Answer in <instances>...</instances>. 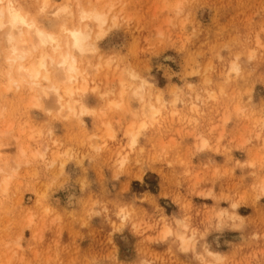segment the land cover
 <instances>
[{
  "label": "rangeland",
  "instance_id": "rangeland-1",
  "mask_svg": "<svg viewBox=\"0 0 264 264\" xmlns=\"http://www.w3.org/2000/svg\"><path fill=\"white\" fill-rule=\"evenodd\" d=\"M18 1L44 28L63 24ZM117 1L98 44L110 67L81 95L93 112L28 107L27 91L0 81V179L12 176L0 190V264H207V249L224 264H264V0H183L179 13L176 0ZM122 70L155 81L164 101L132 144L126 128L142 108L119 97ZM173 215L194 249L160 237Z\"/></svg>",
  "mask_w": 264,
  "mask_h": 264
},
{
  "label": "bare ground",
  "instance_id": "bare-ground-1",
  "mask_svg": "<svg viewBox=\"0 0 264 264\" xmlns=\"http://www.w3.org/2000/svg\"><path fill=\"white\" fill-rule=\"evenodd\" d=\"M101 1L103 0H32L35 12L51 13L63 18L60 21L63 24L54 31L44 28L21 7L18 0H0V81L9 85L8 87L4 85L5 88L10 89V86H13L23 95L27 91L28 107H40L43 99L46 100V108L55 107L58 112L63 111L66 117L71 114L80 115L93 112L81 99V95L87 91L88 76H95L103 69L107 70L110 67L111 60L109 57L102 56L103 54L98 50V44L117 25L121 16L117 0H106L103 1L104 3H100ZM182 1H175L176 13H179ZM97 15L104 18V22H98L95 18ZM156 33L161 35L160 28L156 29ZM73 34L80 37V47L76 46L77 41ZM163 60H174V57L165 55ZM73 62L78 72L69 74L67 68ZM21 69H27V71ZM230 69H234L232 64ZM34 73H39L38 78L34 76ZM108 73L106 72L105 75L107 76ZM113 83L117 85L120 98L127 94L141 103L142 110L136 122H132L126 128V133L131 137L132 144V138L137 132L161 112L164 101L156 91L155 81L141 77L132 70L120 71L117 76H114ZM146 86L155 92V97L147 91ZM194 97L198 99L197 94ZM111 104L119 108L123 107L121 101H112ZM104 136L110 138L111 130L107 128ZM54 142L55 140H52V143ZM200 144L203 147L206 140L201 139ZM25 148L18 146L20 156L26 155ZM91 148L95 150L94 146ZM68 152V149H65L59 155L65 154L66 156ZM26 153H28V149ZM31 155L32 158L36 156L41 158L44 156V152L37 150ZM123 160L124 158H121L119 162L122 163ZM59 165L62 168L63 163H59ZM1 169L2 167H0V173ZM60 171L62 172V169ZM6 174L2 175L0 179L2 192L7 191L9 184V182H4L8 177ZM209 194L207 193V195ZM70 198L71 195L68 196V199ZM235 206L234 203L231 204L233 209ZM225 213L226 211L220 210L217 216L221 217ZM162 219L164 218L162 217ZM177 221L186 225V228L178 227ZM166 226L172 229L173 235L170 236L177 239L180 249L183 250V245L179 237L182 236L185 240L192 241L193 234L191 231L188 233L189 223L184 218L174 216L173 225L164 224L160 236L162 239L165 238L163 233ZM14 243L16 247H19L18 243ZM192 247L195 248L191 242ZM206 252L223 259V254L219 251L207 249ZM10 257L11 255L8 256L5 264H10ZM209 257L207 264L212 259L211 256ZM144 264H150V262L146 261Z\"/></svg>",
  "mask_w": 264,
  "mask_h": 264
},
{
  "label": "clouds",
  "instance_id": "clouds-1",
  "mask_svg": "<svg viewBox=\"0 0 264 264\" xmlns=\"http://www.w3.org/2000/svg\"><path fill=\"white\" fill-rule=\"evenodd\" d=\"M95 18L97 19L98 22H104V18H102L99 15H97ZM21 23H22V21H21ZM73 36H74V39L77 41L76 46L80 47V43H79L80 37L77 34H73ZM81 50H83V49H81ZM21 70L22 71H27V69H21ZM67 71L69 72V74H74V73L78 72V69L76 68L74 62L72 64L68 65ZM34 76L36 78H38L39 73H34ZM10 179H11V177H7L4 182L7 183ZM177 226L186 228V225L182 224L180 221H177ZM163 235H164V237L173 235L172 229L168 228L166 226ZM179 238L181 239V242H182V245H183V250L187 251L191 247V241L185 240L184 237H182V236L179 237ZM208 255L212 257V259L208 262V264H224V261H223L222 257L213 255L212 253H209Z\"/></svg>",
  "mask_w": 264,
  "mask_h": 264
},
{
  "label": "snow or ice",
  "instance_id": "snow-or-ice-1",
  "mask_svg": "<svg viewBox=\"0 0 264 264\" xmlns=\"http://www.w3.org/2000/svg\"><path fill=\"white\" fill-rule=\"evenodd\" d=\"M132 139H133V143H135V137H133Z\"/></svg>",
  "mask_w": 264,
  "mask_h": 264
}]
</instances>
